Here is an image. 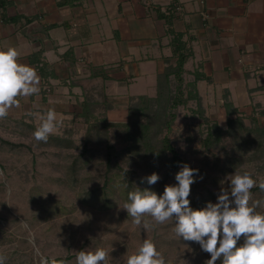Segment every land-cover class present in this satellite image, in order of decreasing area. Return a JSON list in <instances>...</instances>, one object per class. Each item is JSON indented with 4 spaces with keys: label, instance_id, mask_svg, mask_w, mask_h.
Returning <instances> with one entry per match:
<instances>
[{
    "label": "rangeland",
    "instance_id": "obj_1",
    "mask_svg": "<svg viewBox=\"0 0 264 264\" xmlns=\"http://www.w3.org/2000/svg\"><path fill=\"white\" fill-rule=\"evenodd\" d=\"M184 77L185 85L194 78L189 74ZM171 84L175 92L178 83L173 78ZM154 87L151 79L141 78L123 90L133 93L129 101L105 102L101 96L91 110L97 120L56 113L59 123L47 142H37L33 136L41 117L33 125L10 120L0 124V255L7 256L6 264H38V253L75 264L76 251L97 247L113 249L109 264H126L127 254L144 239L154 240L169 264H205L210 259L199 244L175 237L174 222L147 230L135 226L122 208L127 193L137 186L162 195L165 185L175 184L176 173L187 163L198 169L189 200L193 209H200L209 201L217 202L221 181L227 186L230 182L225 177L236 168L243 166L255 177H264V131L258 127H264V117H258L256 125L251 113L244 111L242 127L234 121L229 131L227 108L190 99L176 109L177 117L168 132L166 104H171L174 94L168 103L151 102L144 113L135 109L139 101L134 95H153ZM106 118L128 121L133 133L148 124L145 139L154 149L161 147L168 134L185 161L178 170L173 169L170 153L166 158L154 157L145 142L133 141L120 127H107ZM215 122L223 133L219 142L207 148L203 140ZM109 144L115 147L111 164L107 162L112 151ZM153 172L160 176L156 184L142 182L141 178ZM251 191L254 199H264L258 187Z\"/></svg>",
    "mask_w": 264,
    "mask_h": 264
},
{
    "label": "crops",
    "instance_id": "obj_2",
    "mask_svg": "<svg viewBox=\"0 0 264 264\" xmlns=\"http://www.w3.org/2000/svg\"><path fill=\"white\" fill-rule=\"evenodd\" d=\"M172 6L171 27L191 51L184 75L201 76L203 105L229 102L264 117V0H0V48H16L40 77L39 94L19 98L0 124L33 125L49 108L81 115L101 96L129 101L123 90L141 78L156 94L159 74L177 59L163 16Z\"/></svg>",
    "mask_w": 264,
    "mask_h": 264
},
{
    "label": "clouds",
    "instance_id": "obj_3",
    "mask_svg": "<svg viewBox=\"0 0 264 264\" xmlns=\"http://www.w3.org/2000/svg\"><path fill=\"white\" fill-rule=\"evenodd\" d=\"M40 92L37 71L19 62L14 47L0 48V119L6 118L13 108H19V98H28ZM36 107V106H34ZM54 109L46 110L41 123L33 133L37 142H47L58 126ZM128 169H125V173ZM198 169L184 163L175 175V184L165 185L162 195L150 187H137L127 193L123 205L132 223L144 230L174 222V235L184 241L199 244L210 254L205 264H264V199H254L252 189L264 192V177H255L253 171L236 168L225 177L230 182L221 189L217 202L193 209L189 196L196 182ZM148 185L160 180L158 173L141 178ZM200 179H203L200 176ZM243 240L241 244L238 242ZM113 249L97 247L76 251L75 264H109ZM38 264H66L64 260L39 254ZM7 256L0 255V264ZM126 264H169L158 250L154 240L144 239L135 251L127 254Z\"/></svg>",
    "mask_w": 264,
    "mask_h": 264
},
{
    "label": "trees",
    "instance_id": "obj_4",
    "mask_svg": "<svg viewBox=\"0 0 264 264\" xmlns=\"http://www.w3.org/2000/svg\"><path fill=\"white\" fill-rule=\"evenodd\" d=\"M171 11H169L170 13H164L163 16L165 17V19L167 20V24H168V31H170V33L173 35V39H172V43L174 46L173 49V55L177 58L176 59V63L175 64H170L168 67H166V69L159 74L158 76V91L157 94L152 97L149 95H139L137 96V99L139 101L138 105L135 106V109L138 110L139 112H145V110L148 108V106L151 104V102L156 101L159 104L160 103H165V102H169L170 96L172 94L173 98L171 99V104H166V107H169V119L165 122L166 124V129L167 131H171L172 130V125L177 117V113H176V109L180 106V105H185L188 103V100L190 99H195L198 100L199 102H201V98L199 96L198 90H197V81L201 78L200 75H196V77L194 78V80L190 81L188 84H184L185 82V69H184V65L187 62V60L190 57V53L191 51L186 47V42L182 39V34L179 32H176L172 29L171 25H172V19H173V13L175 11V6H172ZM173 11V12H172ZM99 73V74H98ZM102 72L97 69L95 71L94 76H98V75H102ZM103 78H108L107 75H102ZM175 79L177 81V86H176V91L174 92L172 89V84L171 81L172 79ZM191 89L189 90L190 93L188 92L187 95L185 93L186 90H188V88ZM174 93H173V92ZM186 95V96H185ZM99 103V102H96ZM228 105L227 107V114H228V118H229V131L231 130V127L233 126L234 121L237 122V124H239V126L242 127L243 125V119L242 118V113H240L238 108H234L231 103H226ZM97 104L95 105H91V102H86L83 106V112L81 113V115H83L86 118V121H90L92 118L94 120H97L98 118L93 114V112L91 111L93 109V107H95ZM134 108V106H133ZM130 109V108H129ZM197 112H200V110H197ZM261 115H264V110H262ZM130 114V111H129ZM235 114V115H234ZM250 119L253 123H255L256 125H258L259 122V118H258V113L255 110L254 112H252L250 114ZM105 124L110 127H120L122 128L123 131H127V137L133 139V141H143L146 143V150L147 151H151L154 153V157L156 158H160V157H167L168 153H170L172 156L170 157V162H171V167L175 170L179 169V166L181 163H183L185 160L182 159V156L179 152V150L176 148V146L173 144L171 138L169 137V135H165L162 139V144L161 147L158 149H154L153 145L150 144L149 140H146L145 138H147L148 133H149V125L148 124H143L141 125V132H137V133H133L130 131V123L128 121L126 122H117V121H109L107 118L105 119ZM91 127V125H90ZM89 127V128H90ZM259 129H261V131H264V127H260L258 126ZM257 128V127H256ZM222 130L219 128V124L217 122L213 123V125L210 126L209 128V132L207 133L206 137L204 138L203 142H204V146L209 148L210 146H212L213 144L217 143L220 141L221 139V135H222ZM56 137V136H53ZM62 140V138H60ZM110 148V150H112L111 152H109L107 154L108 159L107 162L109 164H111V162L113 161V156H114V151L115 147L112 144H109L108 146ZM88 151V148L85 147L84 148V152Z\"/></svg>",
    "mask_w": 264,
    "mask_h": 264
}]
</instances>
